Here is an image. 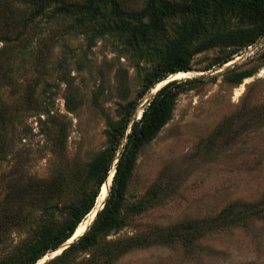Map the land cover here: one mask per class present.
Returning a JSON list of instances; mask_svg holds the SVG:
<instances>
[{
	"label": "rangeland",
	"instance_id": "1",
	"mask_svg": "<svg viewBox=\"0 0 264 264\" xmlns=\"http://www.w3.org/2000/svg\"><path fill=\"white\" fill-rule=\"evenodd\" d=\"M45 30L44 23L33 26L26 40L36 43L29 47L34 58L22 64L18 56L0 83L8 113L2 115L7 136L0 122V148L9 146L0 162V197L32 178L62 186L44 216L4 238L0 258L36 239L42 228L65 224L67 206L83 200L84 175L110 145L109 120L124 90L130 100H140L134 120L154 93L141 99L147 68L138 67L135 53L122 55L110 40L90 46L84 35L65 27ZM190 67L186 75L167 79L182 82L176 107L138 155L121 211L124 228L99 239L101 247L124 252L118 248L96 264H264V38L237 52L205 51ZM248 73L253 75L240 83ZM193 78L200 79L185 83ZM69 90L74 111L66 100ZM185 233L187 239L180 235ZM139 240L148 243L135 246ZM61 254L49 252L42 264ZM91 254L79 252L65 264H87Z\"/></svg>",
	"mask_w": 264,
	"mask_h": 264
},
{
	"label": "trees",
	"instance_id": "2",
	"mask_svg": "<svg viewBox=\"0 0 264 264\" xmlns=\"http://www.w3.org/2000/svg\"><path fill=\"white\" fill-rule=\"evenodd\" d=\"M179 18L181 22L171 24L173 19L180 21ZM41 23L45 24L44 32L65 27L68 33L84 35L90 46L98 40H110L122 55L135 53L139 58L138 67L142 69L141 63H144L147 68L144 77L146 90L142 99L152 89L155 92L154 88L166 83L170 76L178 79L186 75L191 70L192 59L200 53L219 47L237 52L263 39L264 0H0V83L7 80L18 56L22 64L31 63L36 51L29 47L35 48L36 43L28 44L26 39L33 26ZM13 52L15 56H12ZM231 60L228 58L220 65ZM252 75L248 73L242 76L240 83ZM197 79L200 78L185 83ZM180 85L182 82L173 80L163 86L145 105L142 116V112L139 113L138 120H134V116L140 100H130L126 88L122 95L123 102L117 104L115 118L109 120L112 126L108 136L110 145L97 154L84 175L89 186L83 185V200L67 206L68 218L61 228H42L38 237L33 238L34 241L31 239L15 247L0 258V264H37L49 252L68 242L81 226H86L101 203L102 187L120 152L104 208L83 237L47 264L75 261L79 252L88 251H92V254L84 260L87 264L98 263L100 257L104 262L112 258L119 247L109 245L103 248L99 239L124 228L121 211L138 155L172 119ZM30 98L32 101L35 96ZM66 100L70 111L77 109L72 90L68 91ZM40 109L46 110L47 107L41 105ZM6 111V104L0 96V122L5 127L1 134L5 136L8 128L2 115L4 118L8 116ZM132 122V131L121 149ZM8 150L9 146L0 148V162L5 157L2 153ZM112 172L114 174V170ZM16 185L19 188L11 189L0 197V244L6 242L4 238L14 229H22L44 216L49 211L51 201L60 192L62 183L32 178L22 184L17 181ZM180 235L186 239L189 237L188 233ZM147 243L146 240H139L134 245ZM119 250L124 252L121 248Z\"/></svg>",
	"mask_w": 264,
	"mask_h": 264
},
{
	"label": "water",
	"instance_id": "3",
	"mask_svg": "<svg viewBox=\"0 0 264 264\" xmlns=\"http://www.w3.org/2000/svg\"><path fill=\"white\" fill-rule=\"evenodd\" d=\"M170 81H167L166 83H164V84H161V86L160 87H157L156 88V91L152 94V97H154L155 95H156V93L163 87V86H165L167 83H169ZM158 86V85H157ZM151 97V98H152ZM151 98H149L147 101H146V103H148V101L151 99ZM143 112H144V110L142 111V113H141V116H142V114H143ZM140 119V118H139ZM133 123L134 122H132L131 123V125H130V127H129V129H128V132H127V134H126V137L124 138V140H123V142L125 141V143H126V141H127V138H128V134L132 131V126H133ZM125 143L121 146V149L124 147V145H125ZM119 156H120V152L118 153V155H117V158H116V160H115V162H114V174H113V176H112V182H111V185H110V188H109V194H110V191H111V186H112V183H113V178H114V175H115V173H116V171H117V169H116V165H117V162H118V159H119ZM113 167V166H112ZM112 173V168H111V171L109 172V176L107 177V179H106V182H107V180L110 178V174ZM109 194H108V197H109ZM107 197V198H108ZM107 198H106V200L104 201V203H103V205H102V207L99 209V210H97V212L95 213V216H94V218L91 220V222H90V224H89V226L86 228V230L84 231V232H82L81 234H78V235H76V232H75V234H74V236L68 241V242H66L62 247H60L59 249H57V250H54L53 252H55L56 251V254H61V253H63V251L65 250V249H67V248H69L72 244H74L76 241H78L81 237H83L87 232H88V230L90 229V227H91V225H92V223L94 222V220L96 219V217H97V215H98V213L104 208V206H105V204H106V201H107ZM61 249V250H60ZM60 250V251H59ZM59 251V252H58ZM47 255H45L44 257H46ZM43 257V258H44ZM42 258V259H43ZM41 259V260H42ZM40 262V261H39ZM39 262L37 263V264H39ZM43 263H45V261L43 262Z\"/></svg>",
	"mask_w": 264,
	"mask_h": 264
},
{
	"label": "bare ground",
	"instance_id": "4",
	"mask_svg": "<svg viewBox=\"0 0 264 264\" xmlns=\"http://www.w3.org/2000/svg\"><path fill=\"white\" fill-rule=\"evenodd\" d=\"M112 171H113V170H112ZM112 175H113V172L110 174V179L108 180L107 184H106L105 187H104L102 201H101V203H100V205H99V207H98L97 210H99V209L102 207L104 201H105L106 198L108 197V194H109V188H110V185H111V182H110V181H112ZM96 212H97V211H96ZM94 216H95V213H93V215L91 216V220L94 218ZM91 220L88 222L87 226L83 227V231H85L86 228L89 226ZM78 234H79V233L77 232L76 235H78ZM55 253H56V252H55ZM43 260H44V259H42V260L39 262V264H40V263L42 264V261H43Z\"/></svg>",
	"mask_w": 264,
	"mask_h": 264
}]
</instances>
